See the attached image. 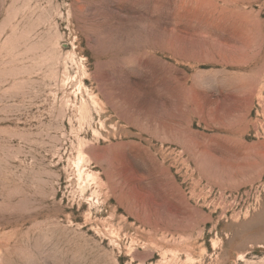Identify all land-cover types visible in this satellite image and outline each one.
I'll use <instances>...</instances> for the list:
<instances>
[{"label": "rangeland", "instance_id": "374dc122", "mask_svg": "<svg viewBox=\"0 0 264 264\" xmlns=\"http://www.w3.org/2000/svg\"><path fill=\"white\" fill-rule=\"evenodd\" d=\"M0 264H264V0H0Z\"/></svg>", "mask_w": 264, "mask_h": 264}, {"label": "bare ground", "instance_id": "6f19581e", "mask_svg": "<svg viewBox=\"0 0 264 264\" xmlns=\"http://www.w3.org/2000/svg\"><path fill=\"white\" fill-rule=\"evenodd\" d=\"M87 176H91V175H90V173H89V174H87Z\"/></svg>", "mask_w": 264, "mask_h": 264}]
</instances>
